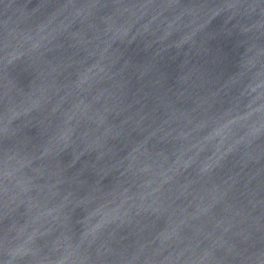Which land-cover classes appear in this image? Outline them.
Here are the masks:
<instances>
[{
    "label": "water",
    "instance_id": "obj_1",
    "mask_svg": "<svg viewBox=\"0 0 264 264\" xmlns=\"http://www.w3.org/2000/svg\"><path fill=\"white\" fill-rule=\"evenodd\" d=\"M0 264H264V0H0Z\"/></svg>",
    "mask_w": 264,
    "mask_h": 264
}]
</instances>
